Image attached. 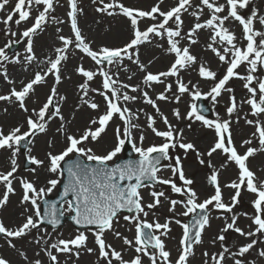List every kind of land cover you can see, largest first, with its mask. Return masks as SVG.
Instances as JSON below:
<instances>
[{
    "label": "snow or ice",
    "instance_id": "1",
    "mask_svg": "<svg viewBox=\"0 0 264 264\" xmlns=\"http://www.w3.org/2000/svg\"><path fill=\"white\" fill-rule=\"evenodd\" d=\"M9 3L10 0H0V12H4ZM58 3L59 0H15L14 6L0 19V23L5 26L4 35L9 37L0 47V69H2L0 76L11 85L7 94H0V101L16 104L25 114L31 113L25 117L26 131L22 130L23 124H18L7 131L0 126V150L10 152L9 169L0 170V186L3 187V192L0 193V209L5 208L10 196L16 193L14 181H18L21 186L22 197L19 204L24 209L21 213L23 221L16 227H6L3 220H0V234L8 238L6 241L8 245L15 248L13 239L30 236L35 231L33 242L40 247V251L35 253L36 258L29 260L25 252H19L28 264H43L39 258L40 252L47 256L50 264H62L59 259L60 254L67 257L63 264H68L70 260L72 264H76L83 253L96 255V264L101 262L114 264V261H118L119 264H145L144 258H147L149 264H190V257L195 255V246L204 243L203 235L211 226V220L214 218L211 213L215 209L221 210V215L224 213L231 215L224 217V227L212 240L213 245L219 243L220 250L212 253L204 251L203 264H227L229 259L232 264H257V259L251 261L246 259V254L254 249L257 250V258L264 259V247H259L260 244H264V240L260 239L264 236V179L249 167L250 158L258 153H264V121L259 119L264 116V78L254 75L258 68L264 70V30L255 27L256 22L264 26V14H260V10L255 7L250 8L253 0H225L224 3H220L219 0H198V3L196 0H176L175 5L167 10L162 8L164 0H157L149 9L128 6L123 0H91L97 13L109 17L122 16L128 20L131 29L130 37L122 46L100 47H94L93 42L83 34L80 27L79 20L84 13L80 0H67L66 17L70 24L71 35L60 34L58 39L61 46L54 49V58L48 56L44 61L39 62L47 65L46 69L34 72L31 79L22 82L17 88L15 81L9 78L4 64L5 62L23 63L27 70V66L37 61L34 37L45 30L49 21L56 24L65 22L53 15ZM249 8L250 14L242 13V10ZM205 9L210 15L202 19ZM33 11L37 13L34 16ZM185 14L196 21L187 32L183 31ZM30 19L33 22L23 32L18 34L12 30L13 23L19 26ZM145 21L151 23L141 28V24ZM233 21L241 26L243 44L240 42L241 37L226 26ZM201 30L210 31L207 49L211 50L219 61L228 65L222 78H218L217 73L206 63L201 62L191 51L192 46L199 43ZM56 32L61 33V28L57 27ZM11 37L18 38L11 39ZM152 37L166 40L168 47L164 51L174 54V61L165 71L153 73L140 59V48L151 43ZM182 40L186 41V46L181 45ZM22 41L25 42L24 51L27 55L21 58L17 53L10 59L6 50ZM157 46L163 48V44ZM71 49L86 55L95 65L94 68H86L81 63L73 69L74 73L83 78L78 85L82 93L80 100L83 105L96 111L100 109V104L94 99H85L89 97V92L96 93L104 101V111L90 119L89 127L78 134L69 131L68 125L71 122L65 119L62 112V104L67 101V97L59 91V86L65 80L71 79V76L65 75L63 70L69 60ZM125 60L136 65L137 70L144 73L141 83L132 84L120 79L121 71L125 73L130 71L128 65L124 64ZM151 63L153 61L148 62ZM194 65H199L200 77L214 82L207 93H201L194 84L190 88L189 84L184 83L180 77L182 70ZM241 65H247L246 75L239 73L238 69ZM49 76L53 77L54 82L50 86L45 102L38 109H29L26 103L28 98L35 94L37 86L47 83ZM134 76L135 73H132L127 76V80H133ZM97 77L101 81L100 87L92 88L90 82H94ZM169 77L176 78L178 94H172L176 102H179L185 93H189L194 98L210 97L213 102H217V98L222 93H233V88L227 87L230 80L238 78L244 82L243 87L249 95L239 103L235 95H230L226 107L228 118L221 119L217 115L216 119H208L197 110L195 104L191 105L190 111L183 117L200 121L204 127L214 130L216 139L206 153L199 152L192 142H186L183 130L177 129L160 111L157 101L169 100L170 97L166 93L172 92L173 84L165 83ZM154 84L165 85L164 91L157 94L155 99L149 94V89H152ZM130 93H139V95ZM138 100L151 105L166 125V130L157 129L156 118L146 114L147 128L157 137L162 138L163 143L144 147L146 137L138 122L143 109L134 111L128 107L130 102ZM243 104L250 106V114L255 118L248 119V113H245V123L255 127L252 138L258 137L259 146H251L253 139H245L242 141V146H247L246 151L240 153L233 140L232 117L235 114V122H239ZM173 115L178 120L182 118L179 109H174ZM56 119L61 121L56 134L64 137L65 146L58 153L49 151L45 159H39L31 154L32 148L29 145L34 143V137L38 134H47L50 122ZM115 119H119L121 124L115 129L114 146L104 154H97L93 147L88 146V142L99 143ZM134 132H139V135H134ZM24 141H27V144H24ZM48 143L50 148L54 147L55 139H50ZM126 144L131 145L138 158L117 163L116 158ZM177 147L183 149L185 154L194 151L199 164L213 169L208 181L213 185L214 192L202 202H198L199 196L193 187L194 180L186 175L182 158L170 155V149ZM22 149L25 151L27 162L36 166L30 169L33 176H38L37 169L43 168L46 173L55 177L47 179L46 186L38 187V179L16 175L20 167L17 157ZM218 151L225 157L220 168H216L211 160ZM73 155L79 158L73 160L71 158ZM205 155L208 157L207 160L203 158ZM173 160L174 163L171 162ZM162 161L169 163L162 164ZM230 163L236 165L238 175L236 179L223 185L224 188L234 190L230 202L226 203L219 177L220 170L226 169ZM163 169L170 170L171 176L178 177L182 183L178 184L176 179L162 176L160 173ZM65 174L66 182L62 183ZM61 184V210L57 212L56 204L52 203L42 212L41 203L48 205L46 196ZM156 185H168L171 192L179 194L183 199H169L165 191L155 190ZM143 189H149L151 202H144ZM242 191H248L256 197L252 201L254 209L252 215L234 211L240 203ZM163 201L169 202L168 211L175 215L163 223L159 219L150 222L147 219L150 213ZM29 205L31 207H28ZM178 205L183 207V212L176 213ZM124 211L129 213L122 216L123 221L131 225L128 231H132L133 228L135 230L133 239H129L119 230ZM66 214L76 226L75 233L69 238H63L58 232L63 226L61 218ZM190 214H192L190 223L176 218L188 217ZM240 215L251 220L248 230L238 225ZM172 223L182 229L178 258L175 261L171 259V252L166 250L164 239L170 234ZM45 224L50 225L57 233L54 242L51 238L52 233L43 227ZM230 230L244 237L248 242L233 251L225 243V234ZM88 233L94 237L96 247L88 246ZM106 233H112L115 238L121 239L125 246L134 249L135 255L125 259L122 252L107 241ZM73 257L75 260L72 259ZM0 264H12V262L0 256Z\"/></svg>",
    "mask_w": 264,
    "mask_h": 264
},
{
    "label": "rangeland",
    "instance_id": "2",
    "mask_svg": "<svg viewBox=\"0 0 264 264\" xmlns=\"http://www.w3.org/2000/svg\"><path fill=\"white\" fill-rule=\"evenodd\" d=\"M81 6L84 8V13L81 15L79 24L83 31V34L93 42L94 47H100L104 45L108 46H122L130 37L131 35V29L129 26V22L126 18L122 16H115V17H109L105 14L97 13L95 11V6L91 3V0H80ZM123 2L128 6L138 7L142 9H149L151 6H153L157 0H123ZM198 3V0H196ZM220 3H224L225 0H219ZM15 0H10V3L8 6H6V9L4 12H0V19H2L6 14L7 11H9L14 6ZM176 3V0H164V3L162 5V8L167 10L169 7L174 6ZM251 7H255L260 10V14H264V0H253V4L250 5ZM250 8L242 10V13L250 14ZM66 11H67V0H59V3L57 4L55 8V12L53 15H55L58 19L64 20L65 22L63 24H56L51 21L47 24L45 27V30L43 32H40L37 36L34 37V52L36 57L38 55H41V52L45 50L47 53V44L48 41L52 42L51 44H54L52 47H57L55 43L57 42L59 46H61V42L58 39V36L60 34H63L65 36L71 35V31L68 30L69 25L67 24V17H66ZM191 11V10H190ZM37 13L33 11V16ZM209 12L207 9H205L204 15L202 19H206L209 16ZM18 18V17H17ZM183 19L185 21L183 26V31L187 32L189 28L196 22L193 17H191L188 14H185L183 16ZM33 20H29L27 23H21V25L16 26L14 23L11 25L12 30L16 31L18 34L23 32L24 29L31 25ZM151 23V21H145L141 24V28H144L147 24ZM84 25L87 27H90L87 29V32L84 30ZM227 27H229L231 30H233L238 37H241V44L244 43L242 40V33H241V26L238 24V22H229L226 24ZM4 25L3 23H0V47H2L9 37H6L4 35ZM61 28V33L56 32V28ZM120 27H122L121 30L125 34L121 39L117 38V35L119 34ZM255 27L260 30H264V26H261L258 22L255 23ZM119 29V30H118ZM69 31V33H67ZM210 31L209 30H201L199 32V43L197 45L192 46V53L197 55L199 60L201 62L206 63L208 67L211 68L212 71H215L217 73L218 78H222V76L226 73L227 64L219 61L218 57L215 56L211 52V50L207 49L206 45L210 42L209 40ZM18 37H11V39H17ZM26 39V38H25ZM51 39V40H49ZM158 44H163V48L158 47ZM182 46H186V41H181ZM168 47L166 40H161L159 37H152V42L148 43L140 48V59L143 63L148 65V70L157 73L160 71H165L170 66V64L174 61V54L168 53L167 58L165 59V62H160L163 59V51ZM15 50L11 53L10 48L6 51L8 52V55L11 58L14 57V54H19L21 58H23L27 53H25V42H21L19 44H15ZM71 54L69 57V64H68V72L65 75H71L72 79L65 80L60 86L59 91L62 95H65L67 97V101L62 104V112L65 116V119L70 121L71 123L68 125L69 131L72 134H78L82 133L87 127H89V121L92 118L97 117L99 114H101L104 111V101L102 97L97 95L96 93L89 92V97H85V99L92 98L97 103L100 104L99 111L92 110L88 108L87 106L83 105L82 101L80 100V96L82 93L78 89L79 83L82 82L83 78L76 73H74L73 69L78 64H83L86 68H94V62L91 61L90 58H88L86 55L80 53L78 50L71 49ZM45 56V55H44ZM81 56H83V59H81ZM54 58V55L52 56ZM149 61H153V63L148 64ZM124 64L128 65L130 71L125 73L121 71L120 73V79L122 81L132 83V84H139L141 83L142 77L144 73L139 72L137 70V66L131 64V62L125 60ZM33 65V63L31 64ZM30 65V66H31ZM27 66V71H29V67ZM4 67L7 68L8 74L12 72V70L17 69L20 71H25V65L22 64H14V63H8L5 62ZM47 65L40 66L39 68L34 67V69L30 71L29 75H26L23 80H20L18 83L15 82V86L19 88L21 86L22 82H25L26 79L30 77V79L33 77L34 72L40 71L42 69H46ZM198 67L199 65H194L193 67H190L186 70H182L180 73V77L184 81V83L189 84V87L191 88V85H196L197 89L201 91V93H207L211 87L213 86V81L210 79H204L199 76L198 74ZM2 71V69H0ZM239 73L241 75L247 74V65H241L238 69ZM132 73H135V76L133 80L128 81L127 76L131 75ZM256 76H264V70H261L258 68L257 72L254 74ZM0 76V81H1ZM13 80V79H12ZM175 77H169L165 81V83H172L173 88L171 93H166V95H169L170 99L167 101H157L160 111L167 116L170 123H172L177 129L183 130V136L184 140L186 142H192L196 145V148L201 153H206L209 147L214 143V137L215 132L212 129H208L203 126V124L200 121H195L194 119H184L187 115V112L190 111L191 105L194 103V97L190 95L189 93H185L181 96V99L179 102H176L174 98H172L173 93H177L176 90V84H175ZM54 82L53 77L49 76L47 79V83L43 86H37L36 91L34 95H30V97L27 100V106L29 109L36 108L38 109L40 106H42L43 102H45L47 95L49 94V89L52 83ZM191 82V83H189ZM100 78L97 77L94 82H90V86L92 88H99L100 87ZM243 81L238 78H233L229 81L227 87L233 88V93H222L220 97L217 98V102H213L210 97H206L207 103L209 105H212L214 107L215 111L214 114L210 115L208 119H216L217 115L221 119L228 118L226 114V107L229 104V97L230 95H235L237 102H241L245 100L248 97V92L243 87ZM254 83V82H253ZM143 86V85H142ZM11 85L4 86V90L2 91V94H7ZM165 85L163 84H154L152 89H149V94L155 99L156 95L160 92L164 91ZM195 91L196 89H192ZM133 95H138L137 93H130ZM144 107L146 108L145 111L140 113V119L139 123L141 127L144 130L145 134V141H144V147H148L152 144H160L163 143V139L160 137H157L150 129L147 128L145 124L146 120V114H151L156 118V127L157 129L163 131L166 130V125L163 123V120L160 118L159 114L155 112V110L152 108L151 105L145 104L142 100H140ZM69 104V107H68ZM80 107H77V106ZM128 107L132 108L134 111H139L140 108L135 102H130L128 104ZM7 109V111H5ZM179 109L181 113V119H177L173 115V110ZM14 110H17L20 115L23 113L16 104L10 103V102H3L0 101V126H3L5 131L9 130L10 128L16 126L13 123L9 124V126H6L5 121L8 119H12L15 115ZM83 110H87L88 113L85 114L84 120H79V116L84 113ZM245 113H248L247 118L248 119H255L250 114V106L247 104H243L240 109V120L238 123L235 122L236 117L235 114L232 117L233 124V140L234 144L237 147V149L240 147V150L238 151L241 153L244 146H242V141L245 139H255L252 138V133L255 131L254 126L247 125L244 120ZM28 114H31L30 112ZM23 113L21 118V123L24 125V130L27 125L25 123V117L26 115ZM259 119L264 121V116H261ZM16 121V120H15ZM14 122V121H13ZM61 121L56 119L52 122H50L49 130L47 134H42L44 139L48 142L50 139H55V145L59 146L57 148L52 147V152L57 153L61 148L65 146L64 137L62 135L56 134V129L59 127ZM121 121L119 119H115L110 126L108 127L106 133L103 135V138L99 141V143H92L88 142V146L93 147L94 151L97 154H104L106 150H109L111 147L114 146L115 143V129L117 125H120ZM191 125V127H189ZM213 131V132H212ZM214 134V137H213ZM40 135V134H38ZM134 135L138 136L139 132H134ZM37 136L34 137L36 139ZM61 138L62 140L59 141L58 138ZM216 139V138H215ZM258 139V137H257ZM37 140H34V143L32 145H29V147L32 148V155H35L39 159L46 157V154L49 152H45V154H41L40 150L38 148L36 149L35 142ZM27 144V143H26ZM37 150V151H35ZM6 151V150H5ZM8 152V151H7ZM2 153V152H1ZM10 156V152H8ZM20 158L17 157V162L19 163V168L21 171H25L27 169L23 168L22 164H25V151L19 154ZM42 155V156H41ZM170 155L173 157L180 156L182 158L183 167L185 170V173L188 177L192 178L194 180V189L197 191L199 200L198 202H202L205 198H207L209 195L213 194L214 187L211 185L208 181V177L211 175L212 168H209L207 165H201L199 164L196 153L194 151H189L187 154L184 153L183 149H180L177 147L176 149H170ZM41 156V157H40ZM44 156V157H43ZM122 156V152L118 155V157ZM8 157H6L4 163L2 164L4 169L8 170L9 160ZM117 157V158H118ZM19 158V159H18ZM205 160L208 159V157L205 155L203 157ZM225 157L218 151L211 157L212 164L216 168H220V165L224 163ZM1 162V158H0ZM174 163V160L171 161ZM169 163V161H166L164 164ZM249 167L252 168V170L257 172V175L261 177V179H264V153H258L256 158H253V160H249ZM27 175H33L30 170H27ZM17 174V173H16ZM165 178H173L176 179V182L178 184L182 183L178 180V177H172L171 171L167 169H163L160 173ZM20 177V175H17ZM25 177V176H22ZM50 175L47 177L50 179ZM237 178V172L235 169V164L230 163L226 169L220 170V183L222 185V192H223V199L224 201L230 202L231 196L234 195V190L229 188H224L223 185L230 183L232 180ZM46 180L42 182L40 186H46ZM16 193L10 196V200L8 205L0 209V220H3L6 227H16L23 221V216L19 217L16 220H10L6 221L7 216L9 218V213H11L14 209L13 207L15 205H20L19 201L22 197V189L18 181L15 182ZM155 190H162L165 191L166 195L169 197V199H182V197L177 194L174 195L171 192V189L168 185H158L156 186ZM3 192L0 189V193ZM57 192V191H56ZM142 195L144 196V202L149 203L151 202L152 198L149 195V189H143ZM255 195L248 192V191H242L240 199V203L236 206L234 209L237 213H245L247 212L249 215H252L254 212V209L252 207V201L255 199ZM28 207H31L30 205ZM170 205L168 201H163L160 206H158L156 209H153L150 213L149 217L147 218L150 222L154 219H159L161 223H163L166 219H169L173 217L175 214L168 211ZM184 211L182 206H177L176 213H180ZM8 212V214H7ZM212 216L214 217L211 220V226L206 229L203 240L204 243L201 245H196L195 255L190 257V264H203L204 257L202 253L204 251H208L209 253L217 252L220 250L219 243H216L215 245L212 244V240L219 234L220 230L225 225V216H230L229 213H224L221 215V210H215L212 211ZM126 214L121 215L119 230L123 233V235L127 236L129 239L134 238L135 230L134 228L132 231H128V228L131 227V225H127L125 221H123L122 216ZM176 218H180L177 216ZM187 218V217H186ZM186 218L181 219L182 222L186 221ZM186 223V222H185ZM238 225L245 230H248V226L251 225V220L246 218L243 215H240L238 219ZM47 229L49 233H52V241L54 242L57 236V233L54 232L53 229L43 226ZM171 232L168 235V237L164 238L166 244V250H169L171 252V259L175 261L176 258H178V243H177V237L179 238L182 235V229L179 225H176L175 223H172L170 225ZM76 228L72 227H66L64 230L60 231L58 230L59 234L63 236V238H69L75 233ZM226 235V246L231 247L233 251L237 250L238 247L244 243H247L248 241L244 238L239 236L234 231H229ZM33 236H35V231L32 235L13 239V243L16 245L15 248H12L8 245L6 242L8 238L0 234V256H4L5 258H8L12 264H28V261H25L24 258L19 254L20 251H23L28 256L29 260H32L35 257V253L40 251V247H38L33 242ZM88 246L89 247H96L94 243V237L91 235V233H88ZM106 239L109 243L113 245L117 250L122 252V255L125 259H129L135 255V252L133 249L128 248L123 244V241L121 239L115 238L112 233H106ZM261 240H264V236L260 237ZM235 246V247H233ZM259 247H264V244H260ZM15 252V255L13 254ZM6 255V256H5ZM43 264H49L47 256L40 252V257ZM60 261L63 262L67 259L66 255L60 254L59 255ZM75 260V257L72 258ZM246 259L248 261H251L253 259H257V264H264V259H258L257 258V250H252L249 254H246ZM97 256L94 254H88L83 253L79 260L76 261V264H96ZM145 264H149V261L147 258H144ZM68 264H72V261H68ZM103 264V262H101ZM114 264H119L118 261H114ZM227 264H232L231 259L227 261Z\"/></svg>",
    "mask_w": 264,
    "mask_h": 264
},
{
    "label": "bare ground",
    "instance_id": "3",
    "mask_svg": "<svg viewBox=\"0 0 264 264\" xmlns=\"http://www.w3.org/2000/svg\"><path fill=\"white\" fill-rule=\"evenodd\" d=\"M83 27H84V30H85L86 32H87V29L90 28V27H87L86 25H84ZM119 29H120L121 32H119V34L117 35V38H118V39H121L125 34L122 32L123 30H121L122 27H120ZM119 29H118V30H119ZM67 33H69V31H68ZM49 40H51V39H49ZM51 43H52V42L48 41V44H47V46H46V47H47V53L45 52V50H44V52L42 51V52H41V55H38V56H37V61H34V62H33V65H31V66L29 67V69H30L29 71L25 70V71L22 72V71H20V70L14 69V70H12V72L10 73L9 78H10V79H13L16 83H18L20 80H23V78H24L26 75H29L31 69L33 70L34 67L39 68L40 66H43L44 64L39 63V62H40V61H44L45 58L48 57V56H53V55H54V49H55L56 47H55V46L52 47L54 44H51ZM56 44H57V45H56ZM19 45H20V44H19ZM55 45H56L57 47H59V45H58L57 42L55 43ZM162 54H163V59H162L160 62H165V59L167 58L168 53H167L166 51H163ZM44 55H45V56H44ZM68 64H69V62L67 61V63L64 65V68H63L65 74L68 72L67 69H69V68H68ZM70 76H71V75H70ZM29 79H30V77H29L28 79H26L25 82H27ZM71 79H72V76H71ZM6 85H7V82L3 79V77H1V81H0V94H2V91L4 90L3 87L6 86ZM137 94L139 95V93H137ZM135 103L138 105V107H139L140 109H143V111H145L146 108L144 107V104H143L140 100L136 101ZM68 107H69V104H68ZM83 111H84V113L81 114V115L79 116V120H84V116H85V114L88 113L87 110H83ZM14 113H15V115H14V117H13L12 119H8V120L5 121L4 124H6V126H9V124H12V123H13L14 125H18V124L21 123V118H22V114H23V113L20 115V113H19L17 110H14ZM15 120H16V121H15ZM13 121H14V122H13ZM34 140H37V141L35 142V146H36V149L38 148V150H40V153H41L42 155L45 154V152H48V151L52 150V147H51V148L49 147V143L44 139V137L42 136V134L37 135L36 139H34ZM58 140L61 141L62 139L59 137ZM55 141H56V140H55ZM56 142H57V141H56ZM57 144H58V142H57ZM54 147L57 148V147H59V146H57V145L54 144ZM44 150H45V152H44ZM35 151H37V150H35ZM8 152H9V151H8ZM8 152L5 151V150H3L2 153L0 152V158H1V162H0V170H5V171H6V169H4V167H3L2 164L4 163L6 157H8V155H9ZM31 154H33V152H32ZM42 155H41V156H42ZM41 156H40V157H41ZM18 157L20 158V155H18ZM43 157H44V156H43ZM19 158H18V159H19ZM41 159H44V158L41 157ZM18 164H19V163H18ZM45 164H47V161H46V160H45ZM33 167H36V166L33 165ZM37 173H38V176L27 175V173H26L25 171H21L20 168H19L18 171H17V174H16V175H20V177L25 176V177L28 178V179H38V185H37V186L40 187L39 185H41L42 182H43L44 180L48 179L47 177L49 176V174L46 173L45 170H44L43 168H38V169H37ZM50 176H51V175H50ZM15 182H16V181H14V186H15ZM0 189L3 190V187L0 186ZM13 209H14V210H13L11 213H9V215H8L9 218H12V219H8L7 216H4V218L6 217V219H7L6 221L16 220V219H18L19 217H22L21 213L24 211L23 207H21L20 205H15V206L13 207ZM7 214H8V212H7ZM62 227L64 228L65 226L63 225ZM62 227H61V228H62ZM13 254L15 255V252H14ZM5 256H6V255H5Z\"/></svg>",
    "mask_w": 264,
    "mask_h": 264
}]
</instances>
